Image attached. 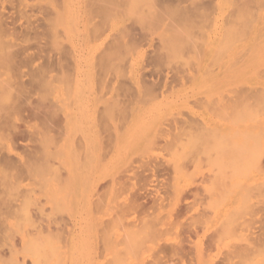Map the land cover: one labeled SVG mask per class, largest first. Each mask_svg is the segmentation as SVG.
Returning <instances> with one entry per match:
<instances>
[{"label":"rangeland","instance_id":"obj_1","mask_svg":"<svg viewBox=\"0 0 264 264\" xmlns=\"http://www.w3.org/2000/svg\"><path fill=\"white\" fill-rule=\"evenodd\" d=\"M0 17V264H264V0Z\"/></svg>","mask_w":264,"mask_h":264},{"label":"bare ground","instance_id":"obj_2","mask_svg":"<svg viewBox=\"0 0 264 264\" xmlns=\"http://www.w3.org/2000/svg\"><path fill=\"white\" fill-rule=\"evenodd\" d=\"M2 14H4V13H2ZM4 15H5V14H4ZM2 17H3V16H2ZM0 18H1V17H0ZM1 19H2V18H1ZM1 19H0V20H1ZM6 19H7V18H6ZM8 19H9V18H8ZM4 20H5V19H4ZM4 20L2 19L1 21L4 22ZM5 22H6V21H5ZM8 22H9V21H8ZM3 26H4V25H3ZM13 108H14V107H13ZM5 124H6V122H5ZM2 126H3V124H2ZM5 127H6V126H5ZM10 127H11V126H10ZM15 128H16V127H15ZM16 129H17V128H16ZM8 130H9V129H8ZM7 132H8V131H7ZM3 133H4V132H3ZM13 133H14V132H13ZM16 133H17V132H16ZM10 134H11V133H10ZM20 134H21V133H20ZM8 159H9V158H8ZM11 161H12V160H11ZM3 162H5V161H3ZM9 162H10V161H9ZM13 162H14V161H13ZM18 162H19V161H18ZM25 162H27V160H26ZM1 163H2V162H1ZM22 163H24V162H22ZM9 164H10V163H9ZM16 164H17V163H16ZM27 164H28V163H27ZM24 165H25V164H24ZM24 165H23V166H24ZM15 166H16V165H15ZM19 166H20V165H19ZM28 166H29V165H28ZM17 167H18V166H17ZM29 167H30V166H29ZM29 167H28V169H29ZM15 168H16V167H15ZM19 169H20V167H19ZM21 169H23V168H21ZM13 170H14V169H13ZM29 170H31V169H29ZM29 170H27V171H29ZM20 171H21V170H20ZM23 171H24V170H23ZM16 172H17V170H16ZM19 173H20V172H19ZM0 186H1V185H0ZM1 191H2V190H1ZM12 207H13V206H12ZM29 217H30V216H29ZM34 220H35V219H34ZM29 222L34 224V225L32 224V225L30 226V227H32V228H34V226L38 225V224L35 225V223H34L35 221H33V220H32V222H31V217H30V219H29ZM30 223H29V225H30ZM36 223H37V222H36ZM43 223H44V222H43ZM47 223H49V222H47ZM45 225H46V223H45ZM45 225H44V227H45ZM47 225H48V224H47ZM47 225H46V226H47ZM49 225H50V224H49ZM49 225L47 226V228L45 227L47 230H49V231L47 232V234H46V232H45L46 229H45L44 227H42V229H43V228L45 229V231H44L45 233H44V232L42 231V229L40 228V226H42L41 224L38 225L39 228L36 226L39 230H38L37 232L34 230V231H35L34 234H33V233H32V234H30V233L28 234V233H27L26 236L29 237V238H28V240H26V242L28 241V242H27L28 245H29V246H30V245L35 246V244L37 243V239H36V241H35V238H34V237H37V238H38V237H40V238L42 237V238H44L45 240H46L47 238H49V237H50L49 233H50V229H51V228L49 227ZM48 227H49V229H48ZM44 229H43V230H44ZM40 230H41V231H40ZM51 234H52V233H51ZM45 235H47V236L49 235V237L46 236V237H47V238H46ZM53 235H56V233H55V234H52L51 236H53ZM27 237H26V238H27ZM42 238H41V239H42ZM31 239H32V240H31ZM33 239H34V243L32 242ZM44 239H43V240H44ZM43 240H40V241H43ZM45 240H44V241H45ZM38 242H39V241H38ZM30 243H31V244H30ZM32 243H33V244H32ZM33 246H31V247H33Z\"/></svg>","mask_w":264,"mask_h":264}]
</instances>
